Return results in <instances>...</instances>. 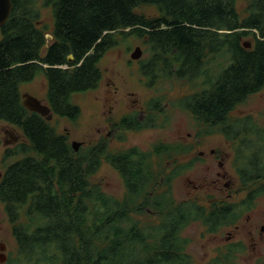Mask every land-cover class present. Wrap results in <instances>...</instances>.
<instances>
[{"label":"trees","instance_id":"16d2710c","mask_svg":"<svg viewBox=\"0 0 264 264\" xmlns=\"http://www.w3.org/2000/svg\"><path fill=\"white\" fill-rule=\"evenodd\" d=\"M39 5L51 11L50 30L39 22ZM143 6L156 15L136 11ZM129 37L143 47L137 64L145 86L170 79L196 88L174 104L192 115L197 136L218 133L231 148L241 200L209 208L195 199L176 202L168 181L183 170L175 167L165 177L151 156L161 159L178 144L112 152L100 139L74 150L66 134L22 105L20 86L42 74L51 112L76 120L81 111L72 95L98 86L101 59ZM263 88L264 0H248L244 15L236 0H12L0 26V120L17 127L27 143L1 158L0 204L16 243L4 264H192L182 235L187 226L202 219L212 232L235 224L264 195V126L251 114L232 115ZM163 105L161 97L151 98L142 118L131 113L117 126L151 127ZM102 161L122 178V197L94 181ZM241 249L230 243L204 264L226 263Z\"/></svg>","mask_w":264,"mask_h":264},{"label":"rangeland","instance_id":"374dc122","mask_svg":"<svg viewBox=\"0 0 264 264\" xmlns=\"http://www.w3.org/2000/svg\"><path fill=\"white\" fill-rule=\"evenodd\" d=\"M247 2L248 0H236V7L240 15H244ZM136 11L147 16H154L157 13L151 6L138 7ZM40 14V24L50 30L52 28L50 9L41 7ZM136 46L142 50L141 57H143L145 54L141 42L133 37H129V40L105 53L99 63L102 77L98 86L95 89L72 95L73 103L80 107L81 112L78 118L71 121L65 117L53 116L50 123L58 133L67 135L70 144L72 141H77L80 142V146L85 147L104 139L108 150L112 152L130 146H138L147 151L159 142L189 146L190 149L186 151V154H176L175 163L170 165L165 155L161 159L155 155L151 156L153 168L157 171L163 167L166 172H170L176 164L188 163L191 159L195 160V165L193 164L176 178L173 177L168 181L175 201L195 199L209 208L212 207L213 202L241 200L244 192L241 190L232 164L231 148L218 133L197 136L199 127L194 122L192 115L174 104L177 97L190 93L196 88L187 81L170 79L158 82L152 87L145 86L144 78L138 72L137 59L134 60L130 57ZM45 91L46 81L42 74L37 75L31 82L20 86L21 93H30L41 99L43 103H46ZM154 97H161V102L164 105L163 108L161 107L162 113L156 116L151 127L140 130H122L117 126L118 120L122 116H128L131 113L142 118L147 110L146 103ZM244 114H251L261 126H264V88L248 97L232 112L233 116ZM115 125L118 129L113 130ZM6 130H13V133L18 135L17 143H27L17 127L0 120V172L4 169L3 163H1L4 151L13 149L16 145V143L10 145L9 141L12 139L8 135L6 136ZM210 149H214L222 156L223 169L233 181V186L223 189L221 184L213 185V181H210L219 169L216 156L210 154ZM174 154L172 153L173 158ZM13 159L12 156L6 158L5 161L9 162ZM93 179L99 181L108 194L122 197L124 193L122 178L107 162L102 161ZM165 186L159 184L160 188ZM229 194L230 197H228ZM144 218L141 216L143 221ZM152 219L154 220V218ZM261 225H264V195L257 198L253 207L244 212L235 224L223 226L214 233H210L205 225L194 221L182 231V235L189 240L187 252L191 257L192 264H204L215 256H221L225 251L224 248L230 243H240L243 250L233 253L231 260L223 264H264V230L260 231ZM0 242L5 244L3 253L6 257L15 254L16 243L1 204ZM6 257L0 264H4Z\"/></svg>","mask_w":264,"mask_h":264},{"label":"water","instance_id":"95a60500","mask_svg":"<svg viewBox=\"0 0 264 264\" xmlns=\"http://www.w3.org/2000/svg\"><path fill=\"white\" fill-rule=\"evenodd\" d=\"M12 10V0H0V26L7 20V18L10 15V12ZM48 38H51L50 35H46ZM243 46L245 48L250 47V42L249 41H244ZM142 50L140 49L139 46H136L134 50L131 52L130 57L131 59H139L141 57ZM67 61L71 62L73 60V55L68 54L67 55ZM21 103L22 105L31 112H36L41 116H45L47 120H49L52 116L49 113L50 108L44 104L41 99L31 95L30 93H22L21 94ZM71 146L73 147L74 150H78L80 146V142L77 141H72ZM1 176V172H0ZM5 249V244L0 242V262H2L6 255L3 253Z\"/></svg>","mask_w":264,"mask_h":264},{"label":"flooded vegetation","instance_id":"af4514ba","mask_svg":"<svg viewBox=\"0 0 264 264\" xmlns=\"http://www.w3.org/2000/svg\"><path fill=\"white\" fill-rule=\"evenodd\" d=\"M42 101V100H41ZM45 102H46V100H45ZM44 104H46L47 106H48V104L47 103H44ZM49 107V106H48ZM50 108V107H49ZM50 114H51V118L48 120V121H50L52 118H53V116H54V114L51 112V109H50V112H49ZM44 118H45V116H43ZM46 119V118H45ZM47 120V119H46ZM114 129H118V127L115 125V127L113 128V130ZM5 133H6V136L8 135L9 137H11V141H9L11 144L10 145H13V144H17V141H19L18 140V135L15 133H13V130H6L5 131ZM110 133V131L108 132V134ZM102 140H104V139H102ZM5 141H7L6 139H5ZM19 143V142H18ZM166 144H169V142L168 143H166ZM171 144V143H170ZM174 144V143H173ZM176 144H178V146H177V149H174V158L172 157V153H171V148H166L165 150H164V155L166 156V158L168 159V163H169V165L171 164V163H175V156H176V154H178V155H181V154H186V149H187V147L186 146H184V145H181V144H179V143H175V145ZM176 150V151H175ZM209 152H210V154H213V155H215L216 156V160H217V164H218V166H219V169L215 172V177L212 179V180H210V181H213V185H219V184H221L222 186V188L224 189V188H228V187H230V186H233L234 185V183H233V181L229 178V175L226 173V171L223 169V164H222V162H221V159H222V156L219 154V152H217V151H214V149H210L209 150ZM200 155H202V152H200ZM195 160H193V159H191V160H189L188 162H191V164H189V167H191L195 162H194ZM186 162L185 163H179V164H176V165H174L173 167H179L181 170H186L187 168H189V167H186ZM195 165V164H194ZM181 174V173H180ZM179 174V175H180ZM169 176V172H167L166 173V175H165V177H168ZM177 176H175L174 178H176ZM194 187H197V186H194ZM231 195L229 194L228 195V197H230ZM224 200H221L220 202H222L221 204H219L218 206L219 207H221V206H223L224 205V202H223ZM230 204H232L233 202L232 201H230L229 202ZM202 205V204H201ZM196 222H200V223H202V224H204V222H203V220L201 219V220H198V221H196ZM227 226H229V225H227ZM218 229V228H217ZM216 229V230H217ZM215 230V231H216ZM264 230V225H261L260 226V231H263ZM215 231H212V232H210V233H214Z\"/></svg>","mask_w":264,"mask_h":264}]
</instances>
